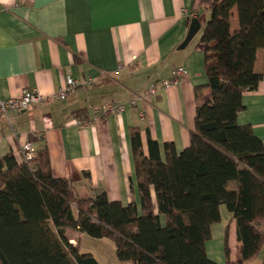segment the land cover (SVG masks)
I'll return each mask as SVG.
<instances>
[{
	"label": "crops",
	"instance_id": "1",
	"mask_svg": "<svg viewBox=\"0 0 264 264\" xmlns=\"http://www.w3.org/2000/svg\"><path fill=\"white\" fill-rule=\"evenodd\" d=\"M208 13L200 0H0V99L27 88L45 97L26 111L0 116V154L11 151L20 160L26 142L33 151L46 148L52 175L70 179L80 194L90 186L123 205L131 199L138 203L130 129H139L145 154L148 136L161 154L165 142L177 152L188 146L202 102L194 90L207 95L199 40ZM192 18L199 20V30L179 49ZM236 21L234 16L233 27ZM179 66L187 76L161 88ZM254 71L262 77L254 90L242 93L237 122L264 143V50L256 52ZM67 76L78 85L65 99H54ZM88 78L95 80L93 86L86 85ZM151 84L155 95L147 94ZM133 97L140 98L136 105L120 113L96 111L107 101ZM219 214L206 255L217 264H236L234 219L224 205ZM260 227L264 230V222ZM66 232L69 240H80L76 230ZM240 264H264V244L256 257Z\"/></svg>",
	"mask_w": 264,
	"mask_h": 264
},
{
	"label": "trees",
	"instance_id": "2",
	"mask_svg": "<svg viewBox=\"0 0 264 264\" xmlns=\"http://www.w3.org/2000/svg\"><path fill=\"white\" fill-rule=\"evenodd\" d=\"M200 5L209 12L199 40L207 95L194 90L202 102L188 146L177 152L165 142L161 154L148 136L145 154L139 129L132 127L138 203L126 205L90 186L80 194L70 179L54 177L46 148L29 160H17L11 151L0 154V264H99L79 251L78 239L69 241L67 229L111 239L121 262L217 264L207 257L205 243L220 220V205L235 222L234 263L258 255L264 244V143L250 126L238 124L237 115L242 93L262 77L254 63L257 50H264V0Z\"/></svg>",
	"mask_w": 264,
	"mask_h": 264
},
{
	"label": "built area",
	"instance_id": "3",
	"mask_svg": "<svg viewBox=\"0 0 264 264\" xmlns=\"http://www.w3.org/2000/svg\"><path fill=\"white\" fill-rule=\"evenodd\" d=\"M121 68V65L119 66ZM187 76V72L184 67L179 66L174 71V75L171 78L165 79L160 82L161 88H167L176 84L180 79ZM87 86H93L95 80L88 78L86 81ZM78 85L77 81L67 76L65 78L64 84L53 94V98L57 100H63L66 98L67 94L72 91ZM157 92V87L155 84H151L147 89L148 95H155ZM45 97L40 94L36 89L27 88L23 90L19 95L10 97L7 99H0V116L6 117L10 112H23L31 107L41 104L44 101ZM139 97H133L127 100L124 103H118L113 100L107 101L99 106L96 111L100 112L102 115H107L109 113H120L127 106L133 107L136 105V101L139 100ZM144 114L140 112V117H143ZM79 123L86 124L84 121L78 120ZM21 159L29 160L33 156V149L29 142H26L21 147Z\"/></svg>",
	"mask_w": 264,
	"mask_h": 264
},
{
	"label": "rangeland",
	"instance_id": "4",
	"mask_svg": "<svg viewBox=\"0 0 264 264\" xmlns=\"http://www.w3.org/2000/svg\"><path fill=\"white\" fill-rule=\"evenodd\" d=\"M76 240L69 241L75 243ZM78 248L81 253H91L99 264H130L117 259L114 242L109 238H93L82 233Z\"/></svg>",
	"mask_w": 264,
	"mask_h": 264
},
{
	"label": "water",
	"instance_id": "5",
	"mask_svg": "<svg viewBox=\"0 0 264 264\" xmlns=\"http://www.w3.org/2000/svg\"><path fill=\"white\" fill-rule=\"evenodd\" d=\"M200 24L199 20L197 18H192L187 30V33L185 35L184 40L180 43L178 46L179 49L186 46V44L191 40V38L196 34V32L199 30Z\"/></svg>",
	"mask_w": 264,
	"mask_h": 264
}]
</instances>
